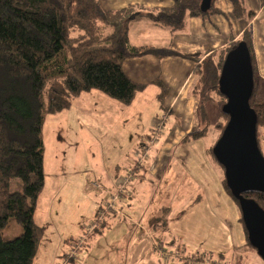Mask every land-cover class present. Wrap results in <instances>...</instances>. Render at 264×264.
I'll return each instance as SVG.
<instances>
[{"label": "crops", "instance_id": "crops-1", "mask_svg": "<svg viewBox=\"0 0 264 264\" xmlns=\"http://www.w3.org/2000/svg\"><path fill=\"white\" fill-rule=\"evenodd\" d=\"M101 3L111 9L128 4L146 7L160 5L144 4L137 0ZM246 3L256 12L251 21L233 16L230 0H214L221 13L212 14L206 19L189 17L186 27L177 31L154 23L150 16L137 18L129 24L130 43L170 46L183 52L199 51L205 56L227 45L232 35L235 39L239 38L251 26L259 71L257 95L264 98V7L260 0H246ZM134 37H137L136 40H132ZM195 66V61L175 55L158 58L148 54L128 58L123 63L124 71L132 80L144 85L131 104L125 105L93 89L80 93L70 108L56 113L58 117L53 123L57 127L62 125L65 137L72 138L73 156H76L81 140L83 145L84 142L89 145L86 153L92 157L89 165L80 166L77 163L69 166L63 157L66 152L62 156L57 149L61 144L58 140L57 146L52 144L57 155L54 169H51L52 159L47 160L45 144V186L38 199L35 220L39 225H44L46 231L33 264H93V252L99 250L104 242L108 243L107 250L110 251L106 255L108 261L121 258L124 259L122 264H161L162 259L153 249L150 236L165 241L168 247H175L182 241L185 259L180 264L190 259L189 255L196 250L224 253L229 259V256L235 255V249L245 244L246 235L239 208L225 190L221 168L209 155L208 149L212 144L206 142V134L181 144L196 121H200L196 118L198 98L192 92L196 81ZM156 80H161L169 89L163 101L158 98L160 87ZM71 108L77 111L73 118L64 114ZM215 113L217 116L214 114V117L218 119L219 111ZM81 115L86 116L88 124L80 119ZM68 167L71 173L79 175L78 181L83 186H93L94 181H99L105 186L114 187L112 193L116 192L117 187L125 192L121 196L124 208L119 207L110 215V225L102 234L93 236H98V240L92 242V238L89 244L85 243L89 245L90 253L83 260L76 258L77 252L73 259L68 258L67 261L65 258L71 246L63 242L73 235L70 231L68 233L71 235L59 233L54 228L47 213L49 202L39 219L37 217L48 179L53 177L57 185L62 182L67 185V180L72 177L68 175ZM132 169L135 170L133 179L123 185L126 173ZM182 186L185 189L181 194L179 188L176 190L174 205L168 204L163 208L165 221L160 222L159 218L157 222L154 221L157 215L152 207L160 201L165 203L172 188ZM188 187L191 189L186 190ZM100 193L92 192L95 203H98L97 199L107 200L108 196ZM126 206H129L128 209ZM119 212L127 216L125 220H115ZM48 232L51 233L48 238H51L52 246L46 244ZM117 253L121 255L115 256ZM228 259L226 264L238 261L235 256L233 260ZM187 264L205 262L190 261Z\"/></svg>", "mask_w": 264, "mask_h": 264}, {"label": "trees", "instance_id": "trees-1", "mask_svg": "<svg viewBox=\"0 0 264 264\" xmlns=\"http://www.w3.org/2000/svg\"><path fill=\"white\" fill-rule=\"evenodd\" d=\"M160 1L169 4L153 7L128 4L111 9L100 0H0V264H33L46 231L44 225L36 222L35 213L45 186L43 130L47 115L70 108L75 97L93 89L125 105L131 104L144 85L124 71L123 63L128 58L175 55L196 62L192 92L198 98L196 118L200 121L181 140L184 144L204 136L210 129L209 104H215L223 117L215 124L221 136L229 120L222 111L227 98L219 89L222 66L227 53L245 41L255 80L250 104L258 115L257 138L264 155V98L257 95L259 71L252 27H247L237 39L232 35L227 45L205 56L199 51L183 52L170 46L131 45L129 24L137 18L150 16L154 23L177 31L186 27L189 17L206 19L221 13L214 0H210L208 9H204L203 0ZM230 1L234 17L251 21L256 16L246 0ZM260 2L264 7V0ZM156 83L160 87L158 98L163 101L169 89L161 80ZM214 145L209 147V155L224 170L213 153ZM222 182L239 208L225 174ZM244 195L256 199L264 208V193ZM10 219L21 229L14 227L16 236L6 239L3 231ZM240 220L246 242L235 249L238 261L230 264L242 263L247 246L256 251L249 242L241 211ZM109 225L107 219L97 223L84 242L89 244L93 236L102 234ZM75 242L74 237L64 241ZM180 252H184L183 247ZM189 258L184 264L190 261L225 264L228 259L224 253L209 250H196Z\"/></svg>", "mask_w": 264, "mask_h": 264}, {"label": "rangeland", "instance_id": "rangeland-1", "mask_svg": "<svg viewBox=\"0 0 264 264\" xmlns=\"http://www.w3.org/2000/svg\"><path fill=\"white\" fill-rule=\"evenodd\" d=\"M101 1L104 2L105 4H107V2L111 3V0H101ZM128 1H132V0H128ZM137 1L144 3V4H160V5L169 4L168 1H160V0H137ZM136 38L137 37H134L132 40H136ZM207 109H208V118L210 121L209 122L210 129L206 133V142H209L210 144H214L215 141L219 139L218 137L220 135V130L217 127H215V124L217 123V121L223 120V117L220 113H219L220 116L218 117V119L214 117V114L215 116H217L215 111H218V107H216L215 104H209ZM76 113L77 111L74 108H71L68 110V112H65L64 114H68L69 116L73 118ZM57 117H58L57 114L47 115L45 124H44V130H43L44 137L46 140L45 144H46L47 160L50 157L52 159L51 160L52 163H50L52 165L51 169L53 168L54 163H56V155H57V153H55L54 151L55 147L52 144H55L57 146L58 144L56 141L58 140L60 141L61 144L60 146H57L58 147L57 149L61 153L62 156L64 152H66L65 156L63 157H65L66 159L65 161L67 164H69V166L73 164H77V163H79L80 166L89 165V161L91 160V157H92L91 154L86 153L89 150V145L86 144L85 142L83 145V142L80 140L81 143L79 145V149L77 151L76 156L74 157L73 156L74 153H71V150L73 151L72 138L65 137V135L63 134L62 125L57 127L55 123H53V121L57 119ZM80 119L84 121L86 124H88L86 122L88 121V119L86 118L85 115L84 116L81 115ZM62 136L65 137V139H63ZM215 164L217 165V163ZM218 167L221 168L220 166ZM82 170L83 168L80 169V171ZM69 171L70 172L68 175L72 177L69 178V180H67L68 182L67 185L63 184L64 182L57 185L53 177L48 179V184L45 190V194H43L40 199L37 217L39 219L41 212L47 206V202H49L47 213L49 217L51 216V221L53 223L54 228H56L59 231V233H64V234L70 231L71 234L73 235L72 237L76 238L75 244H69L71 245V248L68 253H65V258H67V261H68V258L73 259V257H75V253L77 252L76 258L78 257L80 258L78 260H83L84 257L88 256V253H90V250L88 249L89 245H85V242H84L85 236H88L90 233H92L93 228L95 227V225H97V223H100L101 221H104L106 219L107 221H111L112 217H110V215L116 212L119 207L124 208V204H123V201L121 200L122 198L121 196L124 195L125 192L121 190L122 189L121 187H117L115 193H119L120 198L113 200V198H110L109 192L111 191L110 193H112L114 190V187L105 186L101 184L99 181H94L93 186H89V185L83 186L78 181L79 175L75 173H71L72 171L70 168H69ZM134 171L135 170L132 169L131 171L128 172L127 174L128 176L126 175L122 181L123 185L128 184L131 181V179H133ZM221 174L224 175V170L222 168H221ZM125 188L126 187H124V189ZM178 188L179 190H181L180 194L182 193V189H185L184 186L172 188L171 192L168 194V197H167L168 200L165 203H163V201H160L159 203H157L156 205L152 207L153 213H156L157 215V218H155L154 221L156 222L158 220H160V222L161 220L165 221L166 214L163 208L165 205H168V204H171V206L174 205L177 199V196L175 195V193ZM189 189H191V187H188L186 190H189ZM95 191L102 192L100 193V195H104L105 197L108 196L107 200L105 201L106 198H104L103 201L100 199H97L98 203H95V201L93 200L95 199V196L92 194V192H95ZM147 195H148V192H147ZM109 203H113L112 208H108ZM132 203L130 202V205ZM95 205L97 206L95 207ZM143 206H146V205L143 204ZM128 207L129 206H126V209H128ZM95 216L98 218L97 220H95ZM126 217H127L126 215L119 212L118 214L115 215L114 218L115 220H118V219L121 220V218L125 220ZM193 226H195V221L193 223ZM14 227H16V229H19V230L21 229V226L19 224H17L13 219H10L8 226L3 231L4 238L7 239V238H12L16 236L17 233H13ZM50 235L51 233L48 232L47 233L48 242L46 241L47 246H52V242H51L52 240L51 238H48V236ZM97 237H94L92 242L98 240ZM197 237H199V235H197ZM150 241L152 242L153 249L160 255V258L162 259L161 264L182 263L184 261L185 257L180 252L183 247L182 241H180L181 244L179 243L177 244L178 247L177 245L175 247L174 246L168 247L165 241L164 243L162 242L163 240L161 241L156 240L152 238V236H150ZM195 243L198 244L197 242ZM107 244L108 243L106 242L102 243L99 246V250H96L95 252H93L92 254L93 260H94L93 264H122L124 262V259L122 260L121 258L113 262L108 261L106 259V255L110 252L109 250H107V246H108ZM43 249L41 250V254L43 253ZM246 251H247L246 256L244 257V260L242 261L241 264H264L263 259L260 257V255L255 250H253L252 247L247 246ZM118 255H121V253H117L115 256H118ZM234 256H232L233 258L230 256L228 260L234 259ZM205 264H219V263L207 261L205 262Z\"/></svg>", "mask_w": 264, "mask_h": 264}, {"label": "water", "instance_id": "water-1", "mask_svg": "<svg viewBox=\"0 0 264 264\" xmlns=\"http://www.w3.org/2000/svg\"><path fill=\"white\" fill-rule=\"evenodd\" d=\"M204 9L210 0H203ZM254 70L250 50L240 41L226 55L219 79V89L227 98L222 111L229 120L213 147L223 166L225 180L238 201L249 242L264 261V208L247 192L264 193V155L257 138L258 115L251 106Z\"/></svg>", "mask_w": 264, "mask_h": 264}, {"label": "built area", "instance_id": "built-area-1", "mask_svg": "<svg viewBox=\"0 0 264 264\" xmlns=\"http://www.w3.org/2000/svg\"><path fill=\"white\" fill-rule=\"evenodd\" d=\"M110 198H113V200L119 199L120 198V194L119 193H111L110 194ZM113 207V203H109L108 208H112Z\"/></svg>", "mask_w": 264, "mask_h": 264}, {"label": "bare ground", "instance_id": "bare-ground-1", "mask_svg": "<svg viewBox=\"0 0 264 264\" xmlns=\"http://www.w3.org/2000/svg\"><path fill=\"white\" fill-rule=\"evenodd\" d=\"M126 175H127V173H126ZM124 176V175H123ZM128 176V175H127ZM128 182V181H127Z\"/></svg>", "mask_w": 264, "mask_h": 264}]
</instances>
